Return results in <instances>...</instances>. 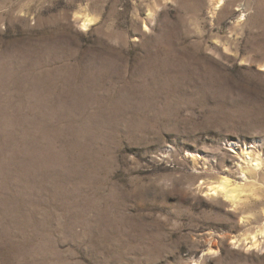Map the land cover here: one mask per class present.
<instances>
[{"label": "rangeland", "instance_id": "374dc122", "mask_svg": "<svg viewBox=\"0 0 264 264\" xmlns=\"http://www.w3.org/2000/svg\"><path fill=\"white\" fill-rule=\"evenodd\" d=\"M217 2L0 0V264H264V0Z\"/></svg>", "mask_w": 264, "mask_h": 264}, {"label": "bare ground", "instance_id": "6f19581e", "mask_svg": "<svg viewBox=\"0 0 264 264\" xmlns=\"http://www.w3.org/2000/svg\"><path fill=\"white\" fill-rule=\"evenodd\" d=\"M224 1L225 0H218V2H217L218 7L225 4ZM90 23H91V21L87 20L83 24V27L85 29L88 28L90 26ZM246 155H247L246 161L253 166L254 171H259L261 169L264 173V160H261L260 158H253L251 155V152H247ZM209 192L211 194H214L215 196H221L222 198L229 201L233 206L238 204L239 196L237 194V190L230 188V182L228 180L223 179V181L219 185L209 189ZM252 245L253 246L257 245V236H253Z\"/></svg>", "mask_w": 264, "mask_h": 264}]
</instances>
